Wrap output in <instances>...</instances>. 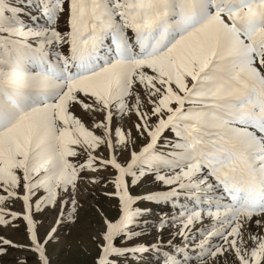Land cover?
<instances>
[{
    "label": "snow or ice",
    "instance_id": "snow-or-ice-1",
    "mask_svg": "<svg viewBox=\"0 0 264 264\" xmlns=\"http://www.w3.org/2000/svg\"><path fill=\"white\" fill-rule=\"evenodd\" d=\"M82 185L88 264H264V0H0V257Z\"/></svg>",
    "mask_w": 264,
    "mask_h": 264
},
{
    "label": "rangeland",
    "instance_id": "rangeland-1",
    "mask_svg": "<svg viewBox=\"0 0 264 264\" xmlns=\"http://www.w3.org/2000/svg\"><path fill=\"white\" fill-rule=\"evenodd\" d=\"M143 187L138 188L137 191H142ZM82 191L78 193L79 199L85 202V208L81 210V218L79 222L71 228H61L58 233L59 242L53 243L49 246V257L52 264H88L87 257L81 254V247L86 242V232L90 231V223L93 220V213L88 205L92 204L93 197L83 192V185L81 186ZM99 193L97 192V195ZM97 204L103 203V198L96 202ZM42 221L41 229L48 228L52 223V214L46 213L42 217H38ZM0 235H5L14 240L22 239V233L19 231H12L11 229L5 230L0 227ZM23 253H17L10 251L7 256L0 257V264H14V258ZM29 264H31V257Z\"/></svg>",
    "mask_w": 264,
    "mask_h": 264
}]
</instances>
